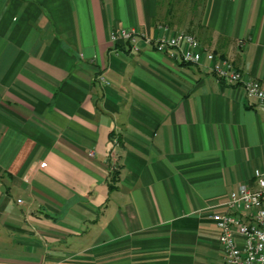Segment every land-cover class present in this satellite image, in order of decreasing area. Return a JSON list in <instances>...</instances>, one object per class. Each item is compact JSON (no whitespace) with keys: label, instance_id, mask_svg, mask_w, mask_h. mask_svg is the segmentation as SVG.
<instances>
[{"label":"crops","instance_id":"crops-1","mask_svg":"<svg viewBox=\"0 0 264 264\" xmlns=\"http://www.w3.org/2000/svg\"><path fill=\"white\" fill-rule=\"evenodd\" d=\"M163 25L264 86V0H0V264L223 261L209 215L264 169V112L110 38Z\"/></svg>","mask_w":264,"mask_h":264},{"label":"built area","instance_id":"built-area-1","mask_svg":"<svg viewBox=\"0 0 264 264\" xmlns=\"http://www.w3.org/2000/svg\"><path fill=\"white\" fill-rule=\"evenodd\" d=\"M160 28L162 34L152 37L137 28L117 27L111 30L110 38L113 43H128L136 51L140 50L139 42L145 41L184 63L200 64L205 57L213 63L211 71L225 82L240 86L250 104H257L264 112V86L260 80L245 78L231 59L204 49L194 34L169 33L167 25ZM112 142L117 145L119 140L114 137ZM111 154L115 155V150ZM219 206L209 215L220 231L223 261L219 264H264V169H254L252 180L233 188Z\"/></svg>","mask_w":264,"mask_h":264},{"label":"trees","instance_id":"trees-1","mask_svg":"<svg viewBox=\"0 0 264 264\" xmlns=\"http://www.w3.org/2000/svg\"><path fill=\"white\" fill-rule=\"evenodd\" d=\"M119 178V171L113 170L110 175V181H109V189L112 190L115 187V182L118 181Z\"/></svg>","mask_w":264,"mask_h":264}]
</instances>
